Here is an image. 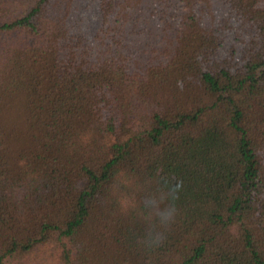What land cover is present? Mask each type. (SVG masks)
I'll return each mask as SVG.
<instances>
[{
	"label": "trees",
	"instance_id": "16d2710c",
	"mask_svg": "<svg viewBox=\"0 0 264 264\" xmlns=\"http://www.w3.org/2000/svg\"><path fill=\"white\" fill-rule=\"evenodd\" d=\"M0 264H264V0H0Z\"/></svg>",
	"mask_w": 264,
	"mask_h": 264
}]
</instances>
